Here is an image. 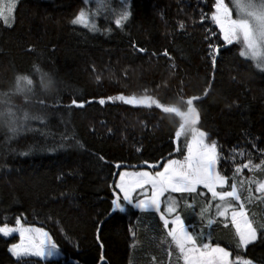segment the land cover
<instances>
[{
  "label": "trees",
  "instance_id": "obj_1",
  "mask_svg": "<svg viewBox=\"0 0 264 264\" xmlns=\"http://www.w3.org/2000/svg\"><path fill=\"white\" fill-rule=\"evenodd\" d=\"M215 3L16 0L11 26L0 19V92L19 76L33 81L32 103L17 111L19 131H0V228L21 223L49 233L61 256L34 264H184L160 213L128 205L120 213L112 200L122 171L154 172L187 155L191 133H174L192 97L195 127L219 150L226 184L217 191L235 185L238 199L220 201L198 186L166 192L161 211L172 198L191 233L229 250L233 261L239 253L264 264V72L240 56L238 41L225 44L211 21ZM82 11L87 27L71 23ZM210 41L219 46L214 65ZM43 75L53 80L51 95L43 93ZM121 95L151 97L161 107L129 105ZM241 206L257 239L237 248L229 215ZM19 240L0 233V264L31 263L11 253Z\"/></svg>",
  "mask_w": 264,
  "mask_h": 264
},
{
  "label": "snow or ice",
  "instance_id": "obj_2",
  "mask_svg": "<svg viewBox=\"0 0 264 264\" xmlns=\"http://www.w3.org/2000/svg\"><path fill=\"white\" fill-rule=\"evenodd\" d=\"M237 10V17L233 18L232 10L224 3V0H216L215 13L211 15V21L218 26L222 34L225 44L231 45L234 41L242 44L243 50L240 56L250 54L253 59L259 58V65L264 66V0H233ZM16 5V0H8L5 5L0 2V19L8 23L12 19V13ZM129 13L123 11L120 18L115 21L120 26L123 20H126ZM201 19H204L202 17ZM73 24H83L87 27L86 14L82 11L71 21ZM183 27V25H181ZM219 39V37H217ZM209 56L213 57L211 63H216L215 56L219 51V46L209 42ZM143 51L144 49H140ZM167 55V52L164 53ZM41 84L44 87L53 86V80L43 75ZM15 90L21 93L30 94L33 91V81L27 76H19L16 79ZM109 99H117L110 97ZM118 99L126 104H144L151 106L156 103L157 107H161L151 97H144L137 100L135 97L119 96ZM198 97H192L187 100V111L177 113L181 117V123L178 130L174 133V138H179L182 134L191 133V140L184 145L187 155L183 160L170 159L163 165L162 170L157 169L154 172L139 171L128 173H119V182L114 185L118 189V193L112 200L113 211L120 213L126 212L125 205L134 209L146 211L154 210L160 213V220L163 227L167 229V235L171 237L176 249L184 260V264H251V261L243 259L239 253L236 255L235 261H230V253L219 246H212L210 243L204 242L203 234L195 232L189 233L179 215L171 216L176 211V204L172 198H169L164 211H161V197L166 192H196L198 186H203L211 193L213 198H219L225 201L226 198L232 197L238 199L236 195L235 185H230L231 191H217V186H223L225 177L217 173V163L219 160L217 153V145L214 142H205L206 133L196 128L195 125L199 120V114L193 107V101ZM76 103V101H73ZM100 104H104L105 100L100 99ZM82 106V105H79ZM173 112H175L173 110ZM27 119V116L24 117ZM183 154L184 149H180ZM103 159V157H101ZM248 167L247 164L241 165ZM239 171V168H237ZM259 191L264 192V184H260ZM139 192L140 195L134 196ZM122 194V196L120 195ZM223 210H218L220 216H224L230 207L225 203L220 206ZM241 206L240 211L233 209L231 213V223L236 230L237 248L247 246L251 241L256 239V231L252 228L251 223L246 218ZM19 223V221H17ZM211 223V221H209ZM171 227L169 228V225ZM19 231L21 242L13 244L10 251L15 256L22 253H31L34 256L51 258L50 249L58 251V246L54 243L47 233L36 229L31 237H26L27 229H15ZM13 229L3 227L0 228L5 236ZM39 234V235H37ZM41 236L43 238H41ZM264 239V234H262Z\"/></svg>",
  "mask_w": 264,
  "mask_h": 264
},
{
  "label": "clouds",
  "instance_id": "obj_3",
  "mask_svg": "<svg viewBox=\"0 0 264 264\" xmlns=\"http://www.w3.org/2000/svg\"><path fill=\"white\" fill-rule=\"evenodd\" d=\"M42 90L45 95H51L55 91L54 84L51 87L43 86ZM31 103L32 97L16 91L15 86L10 85L8 91L0 92V131H7L10 134L19 131L22 119L17 116V111L24 104Z\"/></svg>",
  "mask_w": 264,
  "mask_h": 264
},
{
  "label": "rangeland",
  "instance_id": "obj_4",
  "mask_svg": "<svg viewBox=\"0 0 264 264\" xmlns=\"http://www.w3.org/2000/svg\"><path fill=\"white\" fill-rule=\"evenodd\" d=\"M89 1H97V0H89ZM224 2H225V4L226 5H228L229 6V8L232 10V16H233V18H236L237 17V10H236V8H235V5H234V3H233V0H224ZM96 6V5H95ZM97 7V6H96ZM85 14H86V18H87V23H89V19H90V15L87 13V12H84ZM240 43V42H239ZM241 44V43H240ZM242 45V44H241ZM242 48H243V46H242ZM245 59H247V60H250V61H252L261 71H263L264 72V66H260L259 65V58H257V59H253L252 57H251V55L250 54H247V55H245V56H243ZM205 142H214V141H210V140H208V138H206L205 137ZM215 143V142H214ZM217 145V144H216ZM217 153H218V157H219V150H218V147H217ZM218 163H219V160H218ZM218 163H217V167H218ZM139 171H149V170H144V169H142V170H133V169H129V170H124V171H122L121 173H128V174H131V173H133V172H139ZM150 172V171H149ZM118 182H119V180H118ZM226 184V183H225ZM225 184L222 186V187H225ZM202 186V185H201ZM221 186H217V188H216V190H218L219 188H222ZM117 191H119L118 189H117ZM174 193H176V192H174ZM165 194V193H164ZM121 196H122V194H120ZM236 195H237V191H236ZM164 196V195H163ZM163 196L161 197V201H162V198H163ZM229 198V197H228ZM227 199V198H226ZM161 206H162V203H161ZM179 208H178V205L176 204V210H178ZM242 210H243V212H244V214H245V216H246V214H247V212H246V210H244V208H242ZM146 211H153V212H155L154 210H151V209H149V210H146ZM176 213V212H175ZM175 213H173L171 216H170V218L169 219H171L172 218V216H175ZM232 213V212H231ZM231 213H230V215H229V217H230V220H231ZM167 214V213H166ZM166 216H168V214L166 215ZM180 216V215H179ZM169 217V216H168ZM246 218H247V216H246ZM248 219V218H247ZM184 223V222H183ZM184 226H185V224H184ZM170 227H171V224H170ZM19 228H23V229H27L28 231H26L25 232V236L26 237H31V235H32V233L36 230V229H34V230H32L29 226H22L21 225V223H19L16 227H13V228H10V229H13V231H10L9 232V234L7 235V236H14V233L15 234H17L18 236H20V233H19V231H16L15 229H19ZM185 228H186V226H185ZM253 228V227H252ZM254 229V228H253ZM186 230H187V228H186ZM42 232H44V233H47L48 234V236L49 237H51L50 235H49V233L46 231V230H43L42 229ZM2 233V232H1ZM13 233V234H12ZM189 233H191L190 231H189ZM41 238H43L42 236H41ZM51 239H52V237H51ZM256 239H257V235H256ZM255 239V240H256ZM255 240H253V241H255ZM52 241L54 242V243H56L53 239H52ZM253 241H251V242H253ZM21 242V238H20V241L19 242H17V243H15V244H19ZM250 242V243H251ZM249 243V244H250ZM248 244V245H249ZM247 245V246H248ZM247 246H245V247H247ZM215 247V246H214ZM221 248H223V247H221ZM225 249V248H224ZM226 251H228L229 253H230V256H229V260L230 261H233L232 260V254H231V252L229 251V250H227V249H225ZM12 253V252H11ZM13 254V253H12ZM49 254H50V256H51V258H46V257H38V256H34V255H32L30 252L29 253H27V254H21L20 256H15V255H13L16 259H29L30 261H31V263L30 264H34V260H36V259H38V260H40V261H42V262H44V261H52V260H54V259H58L60 256H61V253H60V251H59V249H58V251L57 250H55V249H50L49 250Z\"/></svg>",
  "mask_w": 264,
  "mask_h": 264
},
{
  "label": "crops",
  "instance_id": "obj_5",
  "mask_svg": "<svg viewBox=\"0 0 264 264\" xmlns=\"http://www.w3.org/2000/svg\"><path fill=\"white\" fill-rule=\"evenodd\" d=\"M225 184V183H224ZM176 193H180V192H176ZM32 230H34V229H39V230H41L42 231V229L41 228H39V227H30ZM186 228H187V231H189V228L186 226ZM37 235H39V234H37Z\"/></svg>",
  "mask_w": 264,
  "mask_h": 264
},
{
  "label": "water",
  "instance_id": "obj_6",
  "mask_svg": "<svg viewBox=\"0 0 264 264\" xmlns=\"http://www.w3.org/2000/svg\"><path fill=\"white\" fill-rule=\"evenodd\" d=\"M142 105H144V104H142ZM145 106H147V105H145ZM148 107H152V105L151 106H148ZM114 195H116V194H114Z\"/></svg>",
  "mask_w": 264,
  "mask_h": 264
}]
</instances>
